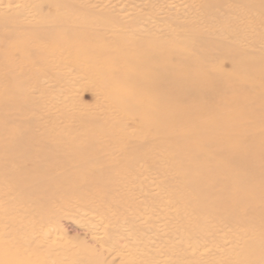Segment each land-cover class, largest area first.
<instances>
[{
	"label": "rangeland",
	"instance_id": "rangeland-1",
	"mask_svg": "<svg viewBox=\"0 0 264 264\" xmlns=\"http://www.w3.org/2000/svg\"><path fill=\"white\" fill-rule=\"evenodd\" d=\"M143 6L139 5L136 14L148 18L145 20L150 24L137 25L136 30L132 26H117L114 21L120 18V14L113 8H106L111 12L105 13L107 26L96 31V35L104 40L106 47L102 46V50L110 60L115 58L112 55L143 49L145 46L133 44L137 38L149 41L166 38L173 46L184 47L197 39L201 43L213 42L211 49H204L213 54L220 53L219 44H223L224 49L231 53L233 50L241 60L251 55L264 56V25L240 16L246 14H239V11L209 28L202 22V14L195 6L183 10L182 15L162 1L154 3L151 10ZM180 15L182 26L169 24L172 27L169 30L164 25L171 16L175 19ZM23 16L20 20H24ZM132 17L130 15L129 19H134ZM30 20V27H0V131L24 138L38 137L39 142L25 146L11 160L18 162L27 175L44 176L48 189L41 198L24 203L18 200L17 190L7 189L0 181V190L4 192L1 195L0 191V243L13 250L24 248L26 255H31L30 259L36 264H238L234 257L238 250H241L238 257L248 259L247 264H264V233L262 224L255 219L241 220L242 224L237 227L225 224L227 228L221 234L227 235L229 243L219 250L205 248L191 255L183 252L181 244L186 239L192 244L197 238L193 237L192 229H187L188 219L195 215L181 212L172 194L183 188L189 190L183 187L181 172L176 168L182 160L174 153L170 154V150L164 151L161 146H156L157 142H149L151 140L136 116L132 120L125 117L126 105L112 97L116 91L114 86L117 88L116 83L121 79L115 82L109 79L107 85L99 87L93 78L82 76L72 65L61 69L62 73L46 70L47 64L42 60L45 64L42 65L38 59L42 52L47 51L45 56L50 60L49 57H54V50L67 54L70 50L82 49L77 45L64 46L58 41H54L55 44L41 41L38 46L33 45L26 38L29 32L49 28L50 24L31 26L38 22V18L34 16ZM234 20L235 24L232 23ZM24 21L28 22V19ZM221 27L226 30L222 31ZM56 30L52 31L51 37L54 38ZM59 32L64 35L63 29L59 28ZM228 32L234 37H227ZM114 33L123 44L117 45L110 40ZM185 40L187 43L183 42ZM96 46L95 49L99 43ZM231 60L224 57L214 64L221 72L229 73ZM250 64L262 65L258 61ZM250 74V77L238 80L229 77V85L236 89L250 83L254 92L264 94V71ZM119 86L123 88L120 93H125L129 87L125 82ZM239 107L238 103L231 109ZM109 121L121 125L120 130L127 126L132 138L130 136L123 143L110 140L106 135L99 138L104 122ZM85 139L93 140L88 145L84 144ZM153 140L157 141V137ZM77 145L88 149L74 151ZM27 151L29 156H26ZM11 160H6L0 153V173L18 170L9 163ZM52 177L57 180L51 182ZM183 203L180 205L186 202ZM196 216L191 227L198 230L205 223ZM42 218H48L47 222L41 221Z\"/></svg>",
	"mask_w": 264,
	"mask_h": 264
},
{
	"label": "bare ground",
	"instance_id": "bare-ground-1",
	"mask_svg": "<svg viewBox=\"0 0 264 264\" xmlns=\"http://www.w3.org/2000/svg\"><path fill=\"white\" fill-rule=\"evenodd\" d=\"M160 1L166 3L169 8L174 7L176 11L181 12V15L183 10L197 7L202 14H200L202 22L209 28L223 22L238 11L239 14H246L240 16L255 19L264 25V0H0V27L9 26L16 29L18 26H28L33 20L30 18L35 16L38 22L31 26L47 23L50 27L29 32L26 36L27 41H32L31 43L36 46L41 41L51 44L58 41L64 46L77 45L82 49L73 52L70 50L71 52L67 54L53 49L54 57L52 56V59L49 57L50 60L48 56H45L47 51L42 52L38 59L47 64L46 70H54V72L58 70L62 73L61 69L72 65L79 69L82 76L93 78L99 87L107 85L109 79L113 82L122 80L116 83L117 88L114 86L116 91L113 92L112 97L126 105L125 117L132 120L133 116H136L138 123L147 132L151 140L149 142L152 144L157 142V145L154 143L156 146H161L164 151L170 150V154L174 153L182 160L176 168L181 172L183 187L189 190L183 188L172 194L179 203L181 212L195 215L192 218L190 215L191 219L187 218L190 221L189 223L187 220V229H192L193 237L197 238L192 244L186 239L181 244L183 252L191 255L205 248L219 250L229 243L227 235L224 236L221 233L227 226L242 224L241 220H258L262 228L258 227L264 233V94L254 92L250 83L247 87L236 89L229 85V77L238 80L250 77L253 71H264V56L251 55L250 58L241 60L238 55L233 54V50L231 53L230 50L224 49L223 44H219L221 52L213 54L211 51L204 50L211 49L213 42L201 43L197 39L189 42V46L185 44L186 47H184V45L173 46L170 39L166 38H155L150 41L133 38L135 40L133 44L145 47L127 54L112 55L115 58L110 60L106 51L102 50V46L106 47L104 40L96 35V31L107 26L105 13L111 12L106 8H113L120 14V18L114 21L118 24L117 26L123 28L132 26L136 30L137 25L150 24L146 21L148 18L136 14L139 12V5H144L147 8L144 6L142 8L151 10L154 3ZM130 15H133L134 19H129ZM181 15L175 19L171 16L164 25L169 30H172L169 24H174L176 27L182 26L179 20ZM22 16L24 20L28 19V22L20 20ZM232 23L235 24V20ZM59 28L64 30V35H61ZM220 29L223 31L226 27ZM53 30H56L54 38L51 37ZM232 34L228 32L226 36L233 38ZM93 40L96 43H93ZM110 40L117 45L123 44L115 33ZM183 42L187 43V40ZM98 43L96 50L94 47ZM224 57L232 59V70L229 73L221 72L220 67L214 64L217 59H224ZM5 60L8 62V59ZM257 61L262 65L250 64ZM254 67L255 70H253ZM124 82L126 87H129L125 93H120L119 91L123 88H120L119 83ZM238 103L239 109H231ZM258 109L259 112H257ZM117 111L121 114V110ZM104 123L99 138L106 135L110 136V140L123 143L132 135L130 131H127V126L121 127L122 130H120L121 125L118 123L112 121ZM154 137H157V141L153 140ZM92 140L85 139L84 144L89 145ZM0 142V153L6 160H11L16 152L23 151L25 146L39 142V139L38 137L24 138L16 133L0 131ZM87 149L83 145L74 147V151L78 152ZM26 154L29 156L28 151ZM9 163L17 166L18 170L0 173V181L5 184V187L17 190V196H19L17 199L20 202H32L36 198H41L48 189L45 177L27 175L18 162L11 160ZM52 180L56 181L57 178L52 177L50 181ZM2 193L4 194L3 191L1 195ZM196 215L205 223V226L198 230L191 227ZM42 219L41 221L47 222L48 218ZM233 219L238 221L233 223ZM230 221L231 224L228 225ZM32 224L34 225V221ZM241 242H243L242 239ZM28 249L31 251V248ZM25 251L24 248L13 250L0 243V264H36L33 259H30L31 255L29 257ZM239 252H235L234 255L238 264H247L248 259L244 256L239 258Z\"/></svg>",
	"mask_w": 264,
	"mask_h": 264
}]
</instances>
